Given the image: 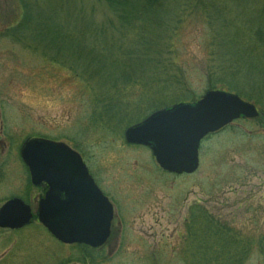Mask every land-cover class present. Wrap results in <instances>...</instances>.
Listing matches in <instances>:
<instances>
[{
  "label": "rangeland",
  "instance_id": "1",
  "mask_svg": "<svg viewBox=\"0 0 264 264\" xmlns=\"http://www.w3.org/2000/svg\"><path fill=\"white\" fill-rule=\"evenodd\" d=\"M208 4L213 7L207 3L206 8ZM218 4L222 22L214 30L205 17L210 14L202 17L198 11H184L173 38V58L185 75L183 87L167 96V101H198L214 91L204 67L209 52L218 51L220 59L233 54V60H227L235 59L238 69H247V82L240 80L239 97L256 107L259 117L237 120L205 138L199 148L198 170L176 176L160 170L148 148L124 140L128 128L161 109L147 111L139 119L141 111H133L129 115L136 120L128 124L116 125L109 119L102 124L94 122L99 113L105 117L97 99L133 102L137 95L120 99L115 90L110 92L108 83L110 98H105L96 89L95 80L83 73L73 49L56 48L45 41L47 35L65 37L74 46L76 23L81 21L97 31L85 35L93 41L102 43V37L116 40L121 34L117 20L102 0H0V121L12 119L30 135L65 144L81 156L93 174L110 177L113 194L125 197L119 213H124L126 221L112 230L111 253L103 256L106 264L219 262L220 258L204 255L206 243L191 237L195 227L205 228L207 222L232 230L234 237L245 242L264 234V0H218ZM43 10L53 29L44 36ZM118 75L114 82L116 79L120 89L123 83ZM128 193L135 194L138 205L124 204L131 201L126 200ZM199 230L203 233L206 229ZM232 241L228 247L239 244ZM78 253L87 258L83 250ZM78 253L43 230V264H66ZM237 258H246L242 264H261L253 246L246 256Z\"/></svg>",
  "mask_w": 264,
  "mask_h": 264
},
{
  "label": "trees",
  "instance_id": "2",
  "mask_svg": "<svg viewBox=\"0 0 264 264\" xmlns=\"http://www.w3.org/2000/svg\"><path fill=\"white\" fill-rule=\"evenodd\" d=\"M167 1L172 0H102L117 20L119 34L116 40H108L102 37V43L93 41V38L86 37L87 34L97 33L90 30V25L86 22H78V39L74 46L68 44L70 39L65 37L48 36L53 29L47 21L43 10V36L47 35V44L53 43L56 48L73 49L75 59L83 68V73L88 74L91 80H95V87L105 98L108 95L106 84H111L109 90L112 94H119L118 97H131L137 95L133 102L129 101H99L103 105L105 117L102 113L96 117L94 122L101 123L107 119L116 125L130 123L132 119L129 113L140 112L138 118L147 111L158 109H168L174 102L167 101V96L178 92L183 87L184 71L180 64L173 58V38L175 31L183 22L185 10L198 11L210 28L217 29L222 22V12L219 8L218 0H173L176 4L169 5ZM211 3L213 7L206 8V4ZM217 7V8H216ZM202 10V11H199ZM208 10V11H207ZM210 11V12H209ZM186 12V11H185ZM79 16L84 13L79 12ZM223 23H225L223 21ZM61 31V30H60ZM102 36V35H101ZM231 39V37H230ZM118 42V43H117ZM221 49L219 44L218 49ZM157 50V52H156ZM232 53V52H229ZM154 54V55H153ZM221 53L210 51L209 60L204 67V72L208 78V84L212 90L226 91L241 95L240 80L246 81L247 69L244 76V69H238L237 60H233V54H228L223 58L224 63L219 58ZM236 55V53H234ZM119 55V56H118ZM118 75V81L123 83L122 88H118L114 82V77ZM98 81H101L100 85ZM247 82V81H246ZM117 87V88H116ZM138 90V91H135ZM135 96V95H134ZM185 97V95H182ZM98 97V96H97ZM173 97V96H171ZM182 100L180 103H194L196 100ZM188 101V102H187ZM108 104L110 107H108ZM108 122V121H107ZM106 122V123H107ZM198 227L205 231L193 229L192 238H199L206 243L204 255L213 257L219 262L209 261L207 264H242L246 258L248 249L256 247V252L260 256L261 264H264V234L253 235L251 241L245 242L242 238L234 237L232 230H222L218 225ZM213 224V223H212ZM214 227V228H213ZM224 231L227 233H224ZM234 238V239H232ZM239 244L228 247L233 241ZM243 243V244H242ZM256 244V245H255ZM251 245V246H250ZM232 249V252H230ZM199 254L201 251L198 252ZM231 255V256H230ZM234 259V260H233ZM215 260V261H216Z\"/></svg>",
  "mask_w": 264,
  "mask_h": 264
},
{
  "label": "water",
  "instance_id": "3",
  "mask_svg": "<svg viewBox=\"0 0 264 264\" xmlns=\"http://www.w3.org/2000/svg\"><path fill=\"white\" fill-rule=\"evenodd\" d=\"M259 117L256 108L238 96L223 91H208L192 104H178L153 113L140 124L128 128L124 140L129 145L148 148L158 167L172 175H191L199 167L201 141L240 118ZM23 160L31 171L33 182L43 179L56 182L60 176H74L81 182H91L81 157L64 144L34 140L26 145ZM92 184V183H91ZM52 192L49 198H54ZM20 202H12L1 211L2 220H8V211ZM40 206V222L48 232L65 245L84 244L92 248L102 246L109 234L112 212L107 205L106 220L92 227H74L70 216L57 214ZM29 215L26 216V219ZM59 218V219H58ZM25 219V220H26ZM90 221L88 224H93ZM81 224V223H80Z\"/></svg>",
  "mask_w": 264,
  "mask_h": 264
},
{
  "label": "flooded vegetation",
  "instance_id": "4",
  "mask_svg": "<svg viewBox=\"0 0 264 264\" xmlns=\"http://www.w3.org/2000/svg\"><path fill=\"white\" fill-rule=\"evenodd\" d=\"M16 118L27 122L23 117ZM20 127L19 123H12V119L9 122L0 121V264H43V230L63 247L77 253L81 249L87 257L80 258L79 253L74 254L66 264H106L103 256H106V252L111 253L108 249H111L109 241L112 230L116 226L121 227L125 220L122 218L124 213H119L120 203L125 197L113 194L110 177L93 174L83 159L91 182L80 183V178L74 176H60L51 183L43 179L33 182L31 171L23 160V152L31 141L47 139L39 134L30 135ZM19 130H23L22 133ZM52 192H56V195L49 198ZM134 195L128 193L126 200L131 201L124 204L138 205L139 201ZM12 202L20 203L8 211V220H2V209ZM42 203L46 204L47 211L57 214L59 218L70 216L72 225L77 229L81 226L94 228L92 226L96 223H104L109 205L112 217L106 242L98 248L60 243L40 222ZM27 215L29 218L26 219ZM92 220L94 223L87 226Z\"/></svg>",
  "mask_w": 264,
  "mask_h": 264
}]
</instances>
